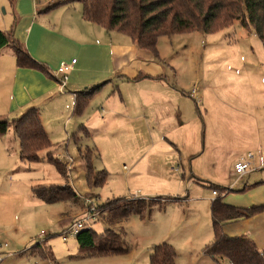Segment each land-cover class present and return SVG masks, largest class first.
Here are the masks:
<instances>
[{
  "label": "rangeland",
  "instance_id": "rangeland-1",
  "mask_svg": "<svg viewBox=\"0 0 264 264\" xmlns=\"http://www.w3.org/2000/svg\"><path fill=\"white\" fill-rule=\"evenodd\" d=\"M12 1L0 0V27L14 18ZM74 7L82 6L77 3ZM8 49L10 54L0 57V61L4 60L9 68L16 56L12 57L13 48ZM158 52L157 61L165 68L166 76L176 83L174 87L184 98L188 97L189 101L184 100L183 112L187 111L188 116L185 125L175 127L173 121L168 124L170 111L164 110L159 114L158 125L152 113L150 126L136 120V128L117 117L118 126L94 125L88 128L92 129L90 136L81 132L76 141L71 138L80 128L74 121L76 117L54 119L57 111L46 112L42 108L41 115L48 121L45 128L54 144L51 150L60 154L67 171L73 169L69 178L47 161L48 150L41 153V162L27 164L20 159L19 140L13 130L0 138V227L10 244L0 254V264H149L151 249L163 242L170 243L180 258L189 257L190 253L196 256L203 254L205 245L214 238L210 208L216 196L210 185L231 190L224 194L231 205L249 208L264 204L262 41L253 30L248 32L236 23L215 34L193 32L161 37ZM244 75L249 78L246 82L240 79ZM205 83L211 90L204 98ZM101 84L104 88L95 100L104 99L109 105L120 101L115 86H119L128 102L137 99L134 102L138 103L141 95L156 93L123 82L122 78L112 77L96 85ZM194 89L199 92L197 101L191 96ZM226 94L234 100H228ZM246 100L249 106H259L257 116L246 112ZM22 115L19 110L6 117L12 120ZM87 146L94 150L92 162L96 171L108 173V181L101 187L92 188L85 179V162L79 150ZM249 154L253 156L250 160ZM246 162H250L251 172L240 179L235 165ZM67 183L77 194L75 201L45 204L33 192L34 187ZM157 196L182 201L168 203L144 220L132 216L125 223L112 226L108 214L98 212L97 220L90 223L97 233L112 228L125 237L130 247L127 254L86 257L76 237L63 239V230L89 210L88 200L96 207L117 198ZM42 240H48L55 261L21 253ZM177 241H181L182 248L175 244Z\"/></svg>",
  "mask_w": 264,
  "mask_h": 264
},
{
  "label": "trees",
  "instance_id": "trees-1",
  "mask_svg": "<svg viewBox=\"0 0 264 264\" xmlns=\"http://www.w3.org/2000/svg\"><path fill=\"white\" fill-rule=\"evenodd\" d=\"M80 3L82 18L108 32L126 35L141 50L158 57V43L161 37H171L185 33L201 32L204 35L215 34L241 23L251 29L264 43V0H57L50 3L46 11L65 5ZM12 47L19 68H27L46 73V67L31 57L19 41L13 39L12 33L0 30V47ZM103 84L76 92L72 115L83 114L90 100L101 90ZM10 130L20 143V159L27 164L43 160L41 153L47 151L46 159L54 164L59 172L69 178L67 167L53 152L52 143L41 119V109L29 108L22 116L10 120L0 117V138ZM91 132L84 126L71 138L78 141L80 133ZM88 136V137H89ZM85 162V179L89 186L101 187L108 181L106 171H96L92 162L91 147L80 149ZM217 192L211 203V219L214 232L213 241L205 245L203 254L218 263L229 261L230 264H264V248L260 249L249 235L229 236L224 227L228 223L252 219L264 213V204L242 208L226 202L224 194L231 191L216 185L209 186ZM33 192L45 204L72 202L77 194L70 184L64 186H38ZM182 200L175 197H143L131 199L117 198L96 206L100 213L108 214L110 225H120L132 216L141 219L150 217L157 209H164L168 203ZM90 206V205H89ZM90 208V207H89ZM78 245L86 257L121 256L130 251V247L121 234L112 228L97 233L90 225L76 236ZM49 250V251H48ZM43 260L54 259L48 240L35 243L25 253ZM177 251L168 242L154 245L149 255V264H177Z\"/></svg>",
  "mask_w": 264,
  "mask_h": 264
},
{
  "label": "crops",
  "instance_id": "crops-1",
  "mask_svg": "<svg viewBox=\"0 0 264 264\" xmlns=\"http://www.w3.org/2000/svg\"><path fill=\"white\" fill-rule=\"evenodd\" d=\"M56 1L39 0V5L37 0L12 1L14 18L1 24L3 27L0 28H3L7 33H12L13 39L24 45L31 57L46 67L47 72L19 68L16 61L12 67L8 68L4 60L1 59L0 117L8 116V113L14 114L19 110H22V114H24L29 108L37 107L43 108L46 112L57 111L58 113H54L57 115H53L54 119L56 116L59 118L67 116L68 119L76 117L77 120L73 119L76 124L87 129L94 128V125L98 127L118 126L117 117H122L130 127L136 128V120L144 122V126L151 125L150 113L156 117L158 125L159 114L166 110L170 111L168 124L173 121L172 125L175 127L185 125L188 116L187 111L183 112L184 100L187 101L188 97L184 98L182 92L174 87L176 83L170 82L166 76L165 68L157 61L158 57L148 51L141 50L126 35L108 32L97 25L84 21L82 7H74L75 4L65 5L47 12L49 4ZM246 30L252 32L249 29ZM8 48L12 47H0V57L10 54ZM13 55L15 53H12V57ZM73 60H76V64L73 65L69 73L67 90L62 93L56 71L62 62H72ZM6 69H9L11 73H7ZM112 77L122 78L123 82L132 83L143 90H154L156 93L148 96L141 95L138 103L134 102L137 99L128 102L119 86H115L120 101L109 105L104 99L95 100L96 96L102 92L104 88L102 87L90 100L83 114L72 115L76 92L91 88ZM240 79L246 82L249 78L244 75ZM256 82L258 83L257 78ZM205 84L206 87L202 91L204 98L207 91L211 90L210 85ZM67 91L71 94L66 95ZM226 97L230 101L234 100L231 95L226 94ZM144 98L146 101L143 100ZM197 99L199 100L198 95L195 97L196 101ZM94 100L95 102H93ZM249 105L246 100V112H253L257 116L259 106ZM246 116L252 117L250 113H247ZM41 119L45 128V124L48 123L45 121L47 117L41 115ZM102 123L104 125H101ZM140 128L143 129V127ZM76 130L78 132L79 129ZM91 130L89 129L90 132ZM46 132L51 139L49 129ZM56 157L62 159L60 154H56ZM224 231L229 236L247 234L258 248L263 249L264 213L252 219L228 223L224 227ZM0 234L3 240L8 242L4 238L3 227H0ZM177 242L175 244H179L182 248L181 241ZM25 251L21 253L26 254ZM187 257L180 258L178 256L177 264H221L202 253L196 256L190 253ZM226 262L229 263V261Z\"/></svg>",
  "mask_w": 264,
  "mask_h": 264
},
{
  "label": "built area",
  "instance_id": "built-area-1",
  "mask_svg": "<svg viewBox=\"0 0 264 264\" xmlns=\"http://www.w3.org/2000/svg\"><path fill=\"white\" fill-rule=\"evenodd\" d=\"M74 64H76V60H73L72 62H62L56 71L59 78L60 92L62 93L67 90L69 73L72 70ZM191 96L194 98L197 96V89H194L192 91ZM247 158L248 160H250L253 158V156L249 154ZM250 172H251L250 162L237 163L235 165V173L240 177V179L245 177ZM213 195L217 196V192L213 191ZM87 203L88 205H90L89 210L81 218L70 223L69 226L62 232V236L65 241L68 239L69 236L76 237L81 230H83L88 225H90V223L95 222L97 220V215L99 213L96 210V207L93 206V203L90 200H88ZM43 235L41 236L42 238L44 237ZM8 247H9L8 242L4 241L0 234V252H2L4 249Z\"/></svg>",
  "mask_w": 264,
  "mask_h": 264
}]
</instances>
